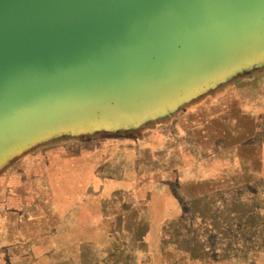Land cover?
Segmentation results:
<instances>
[{
  "label": "water",
  "instance_id": "1",
  "mask_svg": "<svg viewBox=\"0 0 264 264\" xmlns=\"http://www.w3.org/2000/svg\"><path fill=\"white\" fill-rule=\"evenodd\" d=\"M263 51L264 0H0V159Z\"/></svg>",
  "mask_w": 264,
  "mask_h": 264
},
{
  "label": "crops",
  "instance_id": "2",
  "mask_svg": "<svg viewBox=\"0 0 264 264\" xmlns=\"http://www.w3.org/2000/svg\"><path fill=\"white\" fill-rule=\"evenodd\" d=\"M233 92V99L219 95L156 127L132 144L134 151L132 146L119 147V156L109 151L105 170H99L95 141L82 142L78 152L50 148L31 156L23 171L1 175L0 264H138L130 258L161 255L163 223L179 217L187 207L183 198L194 199L177 186L192 185L196 177L203 184L216 182L212 192L255 184L253 194L259 195L264 188V130L258 138L255 125L259 101ZM241 120L253 125V135L242 137ZM55 152L62 157L55 159ZM237 171H251L249 182L239 176L236 183ZM210 192L209 187L200 196Z\"/></svg>",
  "mask_w": 264,
  "mask_h": 264
},
{
  "label": "rangeland",
  "instance_id": "3",
  "mask_svg": "<svg viewBox=\"0 0 264 264\" xmlns=\"http://www.w3.org/2000/svg\"><path fill=\"white\" fill-rule=\"evenodd\" d=\"M233 91L248 102L259 101L255 108V125L259 130L256 135L259 138L264 130V51L250 60L234 63L230 68L210 74L195 84L193 89L167 104L163 103L156 111L148 109L124 118L115 116L108 120H92L79 129L44 133L46 136L42 139L30 140L0 159V177L10 171H23L31 156L37 157L50 148L65 146L78 152L77 147L82 142L89 145L95 141L98 142L99 170H102L106 167L109 151H114L115 156H119L121 146H132L134 151L135 146L132 144L152 135L156 127L168 125L185 113L201 107L209 99L216 101L219 95L230 94V99H233ZM238 128L242 137L254 134L253 125L247 120L239 121ZM213 131H216L214 127ZM111 139L115 140L114 150ZM53 157L56 159L62 157V154L55 152ZM125 170H131V167H125ZM232 172L227 173L231 182L234 178ZM248 172L251 171H237L236 183L239 182V176L241 182H249ZM231 182L227 180L228 185ZM191 184L177 186L181 191L193 192L194 199L183 198V205L187 207L178 212L179 217L163 223L161 255L143 259L131 257V262L264 264V188L259 189L258 195L253 194L255 184H246L236 189V192L231 190L226 193L212 192L219 186L216 182L203 184L194 177ZM209 187L211 192L200 196Z\"/></svg>",
  "mask_w": 264,
  "mask_h": 264
}]
</instances>
